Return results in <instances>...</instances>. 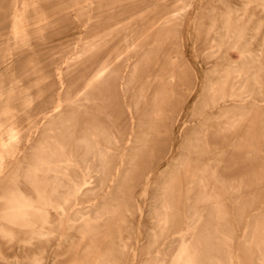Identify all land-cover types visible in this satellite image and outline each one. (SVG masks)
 Wrapping results in <instances>:
<instances>
[{"label":"bare ground","instance_id":"1","mask_svg":"<svg viewBox=\"0 0 264 264\" xmlns=\"http://www.w3.org/2000/svg\"><path fill=\"white\" fill-rule=\"evenodd\" d=\"M91 1L86 0L85 6H79L87 37L75 43L77 46L71 54L54 69L55 86L58 92L66 93L65 97H57L37 119L32 114L36 100L32 91L40 97L44 82L52 76L37 69L22 80L16 78L12 70L23 61L36 65L41 53H52V46L43 43L47 40L45 27L50 23H44L38 16V8H34L32 13L37 21L28 30L30 26H25L26 18L22 16L28 12L27 0H13L12 22L16 28L13 27V36L23 42L13 53L4 56L0 69V200L8 209L1 217L3 220L22 227L28 225L33 231L36 229L34 215L42 213L43 222L47 223L50 208L58 207L64 216L71 202L73 223L82 224V234L88 236L92 251L84 263L102 264L98 241L108 231L110 219L118 218L122 205L130 212L124 202L123 188L133 179L141 158L152 155L149 143L159 134L157 126L164 120L166 106H175L171 120L178 123L188 100L185 88L193 92L198 87L199 75L188 64L183 50V32L199 0L120 3L123 12L139 9L138 2L143 4L139 13L129 16L113 11L95 13ZM146 1L148 4L144 5ZM212 2L215 5L208 4L196 19V49L207 69L203 91L194 106L190 124L187 122L185 126L187 131L182 134L185 143L181 158L154 186L162 192L149 212L162 229L180 214L183 216L184 226L169 231L174 237L189 238L188 242L181 239L179 257L190 255L195 249L213 250L206 235L207 228L200 223L198 205L202 199L197 197L195 205L192 203L193 189L200 185L205 187L204 177L194 179L193 156H207L209 161L220 156L221 152L210 147V140L221 134L233 133L235 141L240 142L234 145L238 149L251 145L257 139L259 108L262 107V92L257 91L262 89L264 74V36L259 48L251 46L264 26V19H258L254 11L260 8L264 12V2L243 0L240 7L234 8L217 7L216 3L221 4L222 0ZM19 3L24 6L22 12ZM252 4L255 7L250 9ZM122 15L125 18L119 19ZM114 16L118 20L110 24ZM106 26L109 29L105 30ZM35 36L36 41L42 43L31 42ZM35 65L31 68H36ZM83 69H88L89 73L78 90L80 93L73 94V90H77L74 82ZM25 71L28 74L29 71ZM110 95L123 106L121 113L126 114L129 122L127 141L120 147L118 165L113 170L117 173L115 179L111 159L115 153L113 146L119 139L104 124L111 121ZM23 121L29 122L28 129L23 128ZM21 144L26 145V151L21 149ZM252 148L251 152L256 151ZM8 160L11 163L5 170L3 163ZM212 169L216 179L217 172ZM212 169L208 165L199 172L209 173ZM8 173L11 177L6 182ZM172 183L178 189L176 197L168 191ZM242 183L236 182L237 185ZM24 186L37 189L43 207L34 205L33 198L22 191ZM107 187L110 190L106 199L99 202L97 195ZM255 235L258 242L253 244L259 251L260 264H264V222L259 223ZM189 264H194L192 258Z\"/></svg>","mask_w":264,"mask_h":264},{"label":"rangeland","instance_id":"2","mask_svg":"<svg viewBox=\"0 0 264 264\" xmlns=\"http://www.w3.org/2000/svg\"><path fill=\"white\" fill-rule=\"evenodd\" d=\"M212 1L199 0V5L193 10L183 32V50L188 64L199 75L198 87L193 92L185 88V95H187L188 100L182 107L178 123L171 120L174 116L175 106H166L164 120H161L157 126L159 134L152 138L149 143V147L153 148L152 155L141 158L133 179L123 188L124 202L129 206L130 212L125 211L122 205L117 212L118 218L110 219L108 231H106V226L104 229L106 232L98 241V254L102 264H189V258H192L194 264H231V261L234 264H260L259 251L253 243L258 242L255 231L259 223L264 222V74H262V89L257 91V93L262 92V107L259 108L260 118L256 128L257 139L245 149H238L234 145L240 142L235 141L233 133H227L226 136L221 134L210 140V147L221 152L220 156H216L210 161L207 156H193L192 170L195 171L194 175L196 176L194 179L203 180L204 177L205 187L200 185L193 189L191 192L192 203L195 205L194 202L197 197L202 199V203L198 205L201 213L200 223L205 224L207 228L206 235L210 238L209 243H211L213 250L203 252L195 249L190 255L185 254L179 257L177 254L180 244L183 240L189 241V238L174 237L169 231L179 230L184 226L183 216L180 214L162 229V226L160 227L149 215L155 199L162 192V189L159 191L154 186L162 174L181 158L185 143L182 134L187 131L185 126L187 122L188 125L190 124L194 106L203 91L207 69L203 56L196 49V19L208 4L215 5ZM241 1L243 0H222L221 4L223 5L219 3L216 5L217 7L225 5L234 8L240 7L243 3ZM91 3L95 6V13L103 11L112 13L113 11L116 14L122 12L129 16L139 13L143 8V4L138 2L139 9H127L123 12L119 7L121 6L120 3L126 5L129 0H92ZM12 4L13 0H0V69L3 67L4 56L7 53H13V49H16L15 47L20 46L23 42V39L20 38L19 40L13 36L15 27L12 22ZM26 4L29 6L28 12L22 15L23 18H26L25 26H30L28 30L33 28L32 25L37 20L32 10L38 8V16L45 20L44 23H50L49 26L45 27L44 36L47 40L43 43L52 46L53 51L49 55L41 53L36 60L37 62L35 61L36 65L30 61H23L12 72L16 78L22 80L28 79L37 69H41L52 76L51 79L44 82V91L40 93V97L37 96L35 90L32 91L36 99L32 114L33 117H39L40 113L50 108L57 97L61 95V97H65L66 93L58 92L55 86L54 69L57 63L64 61L71 54L74 47L77 46L75 43H79L81 38L87 37L82 27L81 19L83 17L80 11V7L87 3L86 0H37L34 3L27 0ZM19 7L21 8L20 12H22L24 6L19 3ZM254 7L255 4H252L250 9ZM132 11L134 12L132 13ZM254 12L258 19H264V12L260 11V8ZM122 17L123 15L119 19ZM116 19L118 20L114 16L110 20V24L112 22L114 24ZM20 27L18 26V28ZM108 27L106 26V29L101 28V32L104 29H109ZM263 36L264 26L251 47L259 48L258 45ZM31 42L34 44L42 43L36 41V36ZM6 44L8 48H6ZM9 49L12 50L9 51ZM34 65L36 68H31ZM25 70L29 71L28 74H25L27 72ZM87 72L89 73L88 69L77 76L78 80L74 82L77 90L74 89L73 94L80 93L78 90L83 87ZM110 102L111 121H105L104 124L107 130L114 132L119 139V143L113 146L115 153L111 159L113 179H115L117 173L113 170L118 165L117 157L120 147L126 144L129 122L126 114L121 113L123 106L116 103L115 96L110 95ZM28 123V121L22 122L24 129L29 128ZM20 147L26 151V145L21 144ZM252 147L256 151L251 152ZM10 163V160L3 163L5 170ZM208 165L217 172L216 179L213 178V169L209 173L199 172ZM10 177V173L5 174V181L8 182ZM236 182L243 183L237 185ZM79 188L77 187V189ZM107 188L101 190L97 195L99 202L106 199L110 190L109 187ZM177 190L173 183L168 189L169 194L174 197H176ZM22 191L27 192L33 198L35 206L43 207L44 202L39 200L37 189L24 186ZM80 202L84 205L83 201ZM67 207L68 210L64 216L61 215L58 207L50 208L51 216L47 223L43 222L42 213L34 215L36 229L33 231L28 225L22 227L3 220L1 217L8 209L7 204L0 200V264H85V259L92 252L89 249L88 236L82 234L80 222L73 223L71 202L67 204ZM42 230L47 234H43ZM194 241L196 243L202 242V240Z\"/></svg>","mask_w":264,"mask_h":264}]
</instances>
